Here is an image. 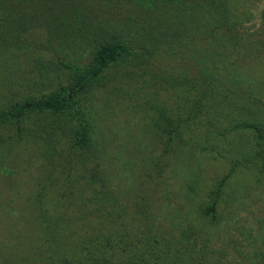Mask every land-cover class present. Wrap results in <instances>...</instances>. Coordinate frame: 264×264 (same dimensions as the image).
Returning <instances> with one entry per match:
<instances>
[{"label": "trees", "instance_id": "1", "mask_svg": "<svg viewBox=\"0 0 264 264\" xmlns=\"http://www.w3.org/2000/svg\"><path fill=\"white\" fill-rule=\"evenodd\" d=\"M258 1L264 19V0H0V61H9L1 66L7 88L0 128L15 125L17 141L39 145L48 169L33 198L39 234L27 264H205V244L193 226L161 232L143 199L133 206L120 199L96 92L112 83L119 92L118 79H136L155 92L144 104L139 99L141 108L153 102L161 108L148 128L160 136L164 154L223 150L261 171L264 73L257 75L252 60L264 57V38L240 30ZM32 29L39 39L26 44L21 36ZM232 53L236 60L229 61ZM161 54L187 61L154 71ZM34 62L44 74L57 65L64 81L29 94L23 64ZM161 90L173 97L165 106ZM237 131L245 140L225 143V132ZM230 176L208 192L200 206L205 218L217 220ZM192 181L195 189L205 185L200 173ZM51 191L58 209L45 206Z\"/></svg>", "mask_w": 264, "mask_h": 264}, {"label": "rangeland", "instance_id": "2", "mask_svg": "<svg viewBox=\"0 0 264 264\" xmlns=\"http://www.w3.org/2000/svg\"><path fill=\"white\" fill-rule=\"evenodd\" d=\"M262 7L263 2H253L240 24V30L253 40L264 38ZM37 35V29H32L21 37L29 44L39 39ZM234 60L236 55L232 53L229 61ZM185 61L182 54H161L153 70L181 66ZM252 62L257 75L261 76L264 57ZM8 63L0 61V95L7 88L1 66ZM35 64H23L22 68L29 94L40 96L53 90L60 80L64 81V71L57 65L49 67L47 72L50 73L44 74ZM117 82L122 83L121 90L113 91L116 83L98 90L96 104L103 110L100 125L109 142L108 160L120 199L130 206L143 199L161 232L166 228L178 233L184 227L193 226L205 244V264H264V169L259 171L249 163V158L238 162L229 159V154L223 150L219 154L213 152L189 158L174 152L164 154L160 136L156 130L154 133L148 128L152 118H160L161 108L153 102V109L147 104L148 109L143 110L139 104V99L144 104L155 92L150 87H142L136 79L121 77ZM172 100L169 90H161L162 106ZM17 133L15 125L0 128V264H8L10 259L27 264L34 256L39 232L33 198L39 185L47 182L44 178L48 169H45L39 145L17 141ZM225 136V143H232L231 146H238L234 141L239 140L240 144L246 138L241 131L225 132ZM227 172H231V176L225 198L217 220L212 221L202 215L200 206L207 203L208 192ZM198 173L205 185L200 184L195 189L191 187L192 180ZM52 193L46 197L45 206L58 209Z\"/></svg>", "mask_w": 264, "mask_h": 264}]
</instances>
